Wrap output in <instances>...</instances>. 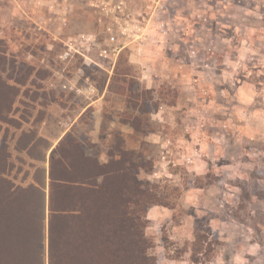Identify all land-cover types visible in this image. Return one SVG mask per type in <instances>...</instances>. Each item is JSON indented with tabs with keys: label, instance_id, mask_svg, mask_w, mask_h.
<instances>
[{
	"label": "rangeland",
	"instance_id": "1",
	"mask_svg": "<svg viewBox=\"0 0 264 264\" xmlns=\"http://www.w3.org/2000/svg\"><path fill=\"white\" fill-rule=\"evenodd\" d=\"M170 5L155 14L142 44L156 50V64L167 61V75L156 84L157 102L160 94L163 102H177L162 121L147 122L149 113H139L148 123L142 132L169 140L165 158L160 145H147L141 133L135 144L142 189L168 202L146 215L150 255L156 264H264V0ZM134 9L153 13L140 1ZM96 29V14L85 0H0V75L12 86L8 97L17 96L0 145H8V177L16 186H28L38 175V162L15 148L22 130L60 137L87 102L78 90L104 85L109 60L96 51L91 58L75 52L65 57L79 36ZM127 56L124 51L119 57L124 67ZM195 70L198 90L188 83ZM119 102L118 96L110 100L115 109ZM97 110L87 109L71 134L100 155L119 134L114 130L107 141L92 130Z\"/></svg>",
	"mask_w": 264,
	"mask_h": 264
},
{
	"label": "trees",
	"instance_id": "2",
	"mask_svg": "<svg viewBox=\"0 0 264 264\" xmlns=\"http://www.w3.org/2000/svg\"><path fill=\"white\" fill-rule=\"evenodd\" d=\"M125 64L121 65L120 58L115 75L128 78L126 88L116 85L115 90L128 95L142 117L163 104L176 105V100L163 102L161 94L157 102L158 91L142 87L129 76L127 60ZM3 68L0 65L1 73ZM9 87L0 75V134L10 123L17 100V96L8 97ZM142 117L128 119L138 135L148 132L141 131L144 123L148 126ZM18 129H22L20 124ZM115 143L103 162L89 144L66 134L51 157L48 193L38 169L31 184L16 186L8 177V145H0V264H156L145 232L146 215L152 206H168V202L142 189L136 152L127 150L119 135ZM48 146L46 139L30 129L22 131L15 148L38 162Z\"/></svg>",
	"mask_w": 264,
	"mask_h": 264
},
{
	"label": "crops",
	"instance_id": "3",
	"mask_svg": "<svg viewBox=\"0 0 264 264\" xmlns=\"http://www.w3.org/2000/svg\"><path fill=\"white\" fill-rule=\"evenodd\" d=\"M68 21H66L64 23L68 24ZM154 21L156 22L155 14L152 16L151 23H153ZM64 23L62 22V24H64ZM62 24H61V26H62ZM155 25H157V24L155 23ZM96 27H97L96 30L98 32L99 27L97 26V23H96ZM151 28L152 27L149 26V33L152 34ZM97 32L93 31L92 33L97 34ZM149 42L154 43L153 40L152 41L150 40ZM150 43H148L147 46H149ZM156 44H157V42H156ZM125 51L128 52L127 63H128V67L130 68L129 76L136 78L141 83L142 87H144L147 90L156 89L157 81H160L159 77L167 75L165 72L168 70V68L166 66L167 61L160 60L161 65H158L160 63L156 64V61L158 59H161V58H158L156 56V54H155L156 50L149 49L146 47V45H141L140 47L131 46L130 48L126 49ZM85 57L91 58V55L88 53V55H85ZM118 61H120V58L117 59L116 61H109L112 64V66L108 69L107 73H109V74H107L106 81L101 88L96 87L93 83H90L89 86H87L86 88H84V89L82 88V89L78 90L79 93L85 97L87 102L84 103V105L82 106L81 111L78 113L79 115H77V117H75V118L70 119V122L67 123L68 129L64 133H62V135H60V137H59V135H57V136L55 135L54 137L53 136H45L42 132H40V133L37 132L38 137L46 139L49 143L48 148L42 150V152L44 153V158L38 159V170H41L43 172V175L45 178V184H46L45 190L47 193H48L49 184H50V163H51V157L53 155L54 150L57 148V146H58L59 142L62 140V138L66 134L71 133V129H73L74 126L76 125V122L81 119L83 113L91 107H96L98 109L97 112H100L99 120L93 121L94 126L92 125L93 126L92 130L95 131V129H96L97 132L96 131L95 132L99 135V137H104L103 139L109 141L113 138L112 132L115 130L118 132L119 137L121 139H123L125 142H128V146L126 147V149L130 150V151L132 150V151L137 152L136 149H138V148H136L137 146L135 144H137L139 142V139H140L139 136L140 135H138V132H136L134 130V128L131 125L130 120H128V119L131 116H139V111L136 109V107H134L129 102L128 95H126L123 91L118 93L115 90L116 85H118L117 87L119 89L122 88V90H124L126 88V80H128V78L126 76H120L119 77V76L115 75L117 72L116 69H118V66H117ZM180 67H181V69H183L182 65H180ZM165 69H167V70H165ZM199 72H200L199 70H195L194 74H192V76L188 82L189 87L194 88L195 90H198L196 88V84H195L197 81L195 79V77ZM181 78H182V80L185 79L184 75L182 73H181ZM119 80H121V81H119ZM238 88H239L238 90L242 89V87H238ZM114 96L115 97L118 96L120 98V102H119L117 109H115L116 107H113V105L110 103V100ZM175 106H168L166 104H163L160 107V109L158 111H156L158 113L157 115H156V112L150 113V118L147 120V122L148 121H150V122L156 121L158 118L161 119V121H162L163 113H165L168 109L176 108ZM130 107H133L134 108L133 111L135 110L137 114L134 112H133V114H130V113L124 114L126 111H128L130 109ZM113 110H115V112L116 111H118V112H116L117 114L113 118L111 117L112 119H110L108 122V119L105 120V118H107L105 115L111 114V112ZM160 116H161V118H160ZM104 120L107 122L104 123ZM41 123H43L44 125L47 124V122H44V120H42ZM26 131H29V129ZM191 137L194 138L195 136L192 134ZM144 138H145L147 145L149 143L159 144L162 152L165 149H168L167 146H168L169 140L168 139L165 140L163 135L159 132L151 133V131H148L146 133V135H144ZM133 145H135V147ZM100 156H101V160L103 162L107 161L106 151H103L100 154Z\"/></svg>",
	"mask_w": 264,
	"mask_h": 264
},
{
	"label": "built area",
	"instance_id": "4",
	"mask_svg": "<svg viewBox=\"0 0 264 264\" xmlns=\"http://www.w3.org/2000/svg\"><path fill=\"white\" fill-rule=\"evenodd\" d=\"M137 1L153 7V13L145 16L134 8ZM171 0H85L89 8L96 14L99 27L97 34L90 33L79 36L77 43L72 44L65 53L70 57L75 53L83 56L92 51L109 61H116L131 46H141L149 40V26L154 14L170 10ZM165 27V24L162 23ZM167 33V30L162 28ZM71 42V41H70ZM168 148V146H167ZM169 153L163 151V157Z\"/></svg>",
	"mask_w": 264,
	"mask_h": 264
}]
</instances>
